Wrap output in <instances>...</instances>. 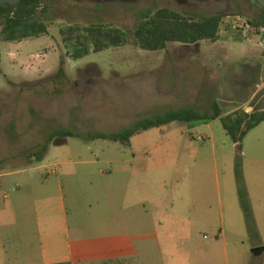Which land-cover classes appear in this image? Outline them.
<instances>
[{
	"label": "rangeland",
	"instance_id": "obj_1",
	"mask_svg": "<svg viewBox=\"0 0 264 264\" xmlns=\"http://www.w3.org/2000/svg\"><path fill=\"white\" fill-rule=\"evenodd\" d=\"M45 1L48 35L10 43L0 34V239L19 251L12 263L37 262V219L50 208L54 237H61L66 209L74 243L99 247L108 259L227 264L230 256L264 264V254L253 253L264 247V122L244 139L240 159L252 220L240 201L236 145L221 120L151 129L131 145L91 137L120 133L171 110L212 115L214 103L223 116L264 112V42L246 27L262 7L236 0ZM161 8L197 19L227 14L219 41L142 50L135 31L145 14ZM99 23L126 31L129 43L80 61L67 58L60 29ZM62 59L67 78L60 83L54 77ZM60 129L79 137L50 146L42 162L32 158ZM141 197L147 199V228L134 219L127 232L118 230L112 209L145 211L135 206ZM95 209L103 213L104 231L96 226Z\"/></svg>",
	"mask_w": 264,
	"mask_h": 264
},
{
	"label": "trees",
	"instance_id": "obj_2",
	"mask_svg": "<svg viewBox=\"0 0 264 264\" xmlns=\"http://www.w3.org/2000/svg\"><path fill=\"white\" fill-rule=\"evenodd\" d=\"M255 1V0H236ZM47 11L45 0H23L17 6L0 7V34L6 42L16 43L29 39H37L49 34V24L43 19ZM262 14L248 21L252 29L261 35L264 42V9ZM227 14H216L202 17L184 15L168 8L158 9L154 13L144 15L142 22L135 31L137 45L144 51L158 52L165 50L169 44L179 43L183 45H195L203 41L217 42L220 39L222 25ZM63 44L67 47L66 57L73 61H80L92 54H99L112 48H121L129 43V35L126 31L111 24H92L90 26L69 25L60 29ZM66 60L62 59L58 73L54 80L63 83L67 78ZM214 113H200L193 108L171 110L152 119H145L120 133L96 134L93 139L119 141L122 144L131 145L133 137L158 129L173 123H180L193 128L194 125L208 124L215 120H221L222 125L232 141L236 145L238 162L236 174L239 184V196L243 209L252 220L248 195L243 183L241 171V154L243 141L247 135L264 122V112L234 113L223 116V111L218 103L213 104ZM76 136L66 129L54 131L47 143L39 151L31 154L37 162H42L49 153L50 146H65L68 139ZM192 137V135H191ZM57 264H71L57 263Z\"/></svg>",
	"mask_w": 264,
	"mask_h": 264
},
{
	"label": "crops",
	"instance_id": "obj_3",
	"mask_svg": "<svg viewBox=\"0 0 264 264\" xmlns=\"http://www.w3.org/2000/svg\"><path fill=\"white\" fill-rule=\"evenodd\" d=\"M129 171V170H128ZM131 199V198H130ZM146 201L147 199L141 197L139 198L138 203L135 204V206H140L145 211L140 210L139 212L134 211L132 205H124L121 209H112L114 212V215L112 218H110V221L114 222L115 224H119L118 230H123L124 232H127L130 229V224L133 222L134 219H138L140 224L143 225L142 228L145 226L147 228L148 223V214L149 211L146 207ZM44 218H38L37 222L40 226V235H41V250L39 253V259L37 262L28 263V264H57V263H66L69 262L71 264H136L135 259H127L123 258L122 256H118L114 259H108L110 257H105L104 250L97 247L93 251L86 248L84 243L79 242V239L76 243L72 240L70 237V227L68 224V213L66 209H62V212L60 213V223L59 227L61 232L60 239H57L58 236L54 237L53 232V222L50 216L52 214V209L45 208L43 210ZM98 210H94V220L96 223V226L99 231H104L106 229L105 226V220L103 219V213L98 214ZM122 211V212H119ZM109 228L112 230V228L109 225ZM115 227H113L114 229ZM80 229V230H79ZM78 231H82L81 228H79ZM219 239L225 238V233L223 231H220ZM14 244H11L10 241H5L3 239H0V264H22L18 259L12 263V254L19 255V251H12ZM121 254L124 253L123 247L118 250ZM93 254V255H92ZM264 252L261 254L263 255ZM260 255V256H261ZM93 256L95 258V261L90 262V258ZM241 258L240 257H234L230 258V256L227 257V264H232V260L236 264H241Z\"/></svg>",
	"mask_w": 264,
	"mask_h": 264
},
{
	"label": "water",
	"instance_id": "obj_4",
	"mask_svg": "<svg viewBox=\"0 0 264 264\" xmlns=\"http://www.w3.org/2000/svg\"><path fill=\"white\" fill-rule=\"evenodd\" d=\"M23 0H0V7L5 6H17ZM255 2L264 9V0H255ZM264 252V247H258L253 249V253L255 256H260Z\"/></svg>",
	"mask_w": 264,
	"mask_h": 264
},
{
	"label": "built area",
	"instance_id": "obj_5",
	"mask_svg": "<svg viewBox=\"0 0 264 264\" xmlns=\"http://www.w3.org/2000/svg\"><path fill=\"white\" fill-rule=\"evenodd\" d=\"M246 27H247V29L253 30L249 23H247ZM261 30L264 31L263 29H261Z\"/></svg>",
	"mask_w": 264,
	"mask_h": 264
}]
</instances>
